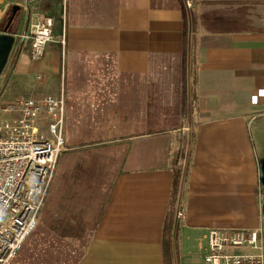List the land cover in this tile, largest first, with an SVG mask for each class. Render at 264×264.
Instances as JSON below:
<instances>
[{
    "label": "crops",
    "instance_id": "0c3cea01",
    "mask_svg": "<svg viewBox=\"0 0 264 264\" xmlns=\"http://www.w3.org/2000/svg\"><path fill=\"white\" fill-rule=\"evenodd\" d=\"M33 5L51 14L54 36L40 60L14 41L20 52L12 78L22 83L15 92L59 95L63 57L69 62L68 130L38 215L39 236L58 243L87 237L77 264H164L171 160L185 149L171 264H206L210 228L261 227L264 240V0ZM19 15L16 32L28 22L27 9ZM189 52L190 66L176 74ZM37 73L40 83L24 81ZM171 90L174 100L157 96ZM147 93L154 109L168 102L179 115L152 112L141 120ZM17 254L10 264L28 263Z\"/></svg>",
    "mask_w": 264,
    "mask_h": 264
},
{
    "label": "built area",
    "instance_id": "2783aa9c",
    "mask_svg": "<svg viewBox=\"0 0 264 264\" xmlns=\"http://www.w3.org/2000/svg\"><path fill=\"white\" fill-rule=\"evenodd\" d=\"M35 1L19 0L29 10L28 22L13 35L21 48L28 42L31 59L40 60L52 41L54 22L36 9ZM10 4L0 0V21ZM64 106L61 95L20 96L2 106L6 116L0 118V264H10L36 228L65 143ZM177 216L183 212L177 211ZM203 259L206 264H264L262 228H210Z\"/></svg>",
    "mask_w": 264,
    "mask_h": 264
},
{
    "label": "rangeland",
    "instance_id": "374dc122",
    "mask_svg": "<svg viewBox=\"0 0 264 264\" xmlns=\"http://www.w3.org/2000/svg\"><path fill=\"white\" fill-rule=\"evenodd\" d=\"M7 1H11V4L9 5V7H6L5 11L2 13V17H1V21H0V29L1 28L3 29V27L5 26L10 14H11L12 4L16 3V4L20 5L19 0H7ZM21 9H22V7H21ZM25 9L26 8L23 7V11ZM20 10L18 11L19 13L17 12L18 14L17 13L15 14V16L12 20L13 24L11 25L12 27H10L11 33H17L15 30L17 28L15 26H16V22L18 21V18L20 16L19 15ZM28 15H29V12H28ZM49 16H51V14ZM2 29H1V31H2ZM53 36H54V29H53ZM17 46H18V44H17ZM27 46L30 47L28 42H27L25 47H27ZM12 50L13 51H11V53L9 55L6 66L0 74V118H3L6 116V114H4V112H2V106L8 102L15 100L17 97L24 96V97H32V98H41L45 95H54L51 93H47V94H44V95L37 97V96L31 95L29 92L18 91V89H16V92H15V86H17L18 82L21 83V81H18V79H16V78H12V72H13V64H14L15 58L17 56V52H20V50L18 47H14V49H12ZM192 60H193V56L190 55V52H189L187 58L184 57V59L181 60V67L179 65L180 68H178V70H176V74L178 73V71L180 69H182V68L186 69L187 65L190 66L189 63ZM61 61H62V59H61ZM61 65H62L61 69L63 68L64 75L62 76V71H60V73H59V81H60L59 84H60V86L58 87V91H60L59 95H61L63 97L64 105H65L64 106V110H65L64 123H63V128H62L63 129V136L65 137L67 135V130H68V125H67V114H68V108H67V105H68L67 104V82H68V80L67 79L68 78H67V74H68V69H69V62L66 59V56L63 57V63H61ZM38 74L39 73H37L36 76L35 75L34 76H28V78H26L24 81L26 83H29V84L40 83V81H42L43 76L39 79V78H37ZM177 76H179V74ZM35 79H37V80H35ZM177 79H179V77ZM11 87H12V89H11ZM142 91L144 92V90H142ZM153 94L154 93H152V94L147 93V99L143 103H141V109H139L141 120H143V121L147 120V118H146L147 114L149 115L150 119L153 118L152 112H154V114H157L156 117H161V116L165 117L164 114H166V113L172 114V115H179L178 109L176 107H173V106H172L173 108L169 107L168 102L167 103H165V102L161 103V106H165V108L163 107V109L162 108L154 109L153 106L155 104H154L153 99H152L154 96ZM183 95H184V93H183ZM143 96H145V92L143 93ZM157 96L158 97L162 96V97L168 98V99L172 98L173 100L175 99V97H177L174 95L172 90H171V93H169V94L159 92V94ZM186 105L184 106V108L182 110L183 113H182V115H180L181 117L183 116L184 112L186 113V109H187ZM150 126L151 125H149V127ZM39 128L42 131H46V126L44 123H40ZM62 150H63V148H62ZM62 150H61V152H62ZM187 155H188V152H187V150L185 151V149H184L183 153H179V158H180L179 161L182 164L183 163L185 164V162H187V158H186ZM42 221H43V213L41 215V219L39 218V223L37 222L36 228L34 229L32 234L29 236L26 244H24L23 247L20 249L16 258L21 259L22 257H24L23 259H29L27 264H77L83 255V251L85 249L87 237H82V238H78V239H76V238H65V243H63V242L58 243L53 238H50V237L42 238L38 234L39 230L43 229ZM76 241H77V243H76ZM262 243H263V247H264L263 234H262ZM236 251H241V250H236ZM25 264H26V262H25Z\"/></svg>",
    "mask_w": 264,
    "mask_h": 264
},
{
    "label": "trees",
    "instance_id": "16d2710c",
    "mask_svg": "<svg viewBox=\"0 0 264 264\" xmlns=\"http://www.w3.org/2000/svg\"><path fill=\"white\" fill-rule=\"evenodd\" d=\"M19 13V12H18ZM17 13V14H18ZM190 23L194 22L192 14L188 17ZM2 29V28H1ZM179 152L175 151L171 160V169H172V186H171V196L169 199V204L167 207L164 225H163V235H162V246H163V258L164 264H171L170 251H169V231L172 222V215L174 204L177 200V195L179 192L181 181L183 180L187 162L183 165L179 161ZM263 214H264V205H263Z\"/></svg>",
    "mask_w": 264,
    "mask_h": 264
},
{
    "label": "water",
    "instance_id": "95a60500",
    "mask_svg": "<svg viewBox=\"0 0 264 264\" xmlns=\"http://www.w3.org/2000/svg\"><path fill=\"white\" fill-rule=\"evenodd\" d=\"M21 9L19 4H12L11 6V14L3 27L2 31L0 32V74L3 71L12 46L15 41V37L13 33H11L10 24L15 16V14Z\"/></svg>",
    "mask_w": 264,
    "mask_h": 264
},
{
    "label": "flooded vegetation",
    "instance_id": "af4514ba",
    "mask_svg": "<svg viewBox=\"0 0 264 264\" xmlns=\"http://www.w3.org/2000/svg\"><path fill=\"white\" fill-rule=\"evenodd\" d=\"M12 24H13V22H11L10 27H12V26H11Z\"/></svg>",
    "mask_w": 264,
    "mask_h": 264
}]
</instances>
